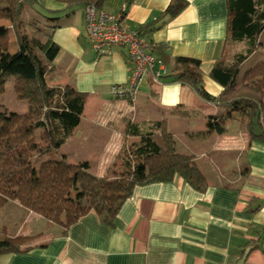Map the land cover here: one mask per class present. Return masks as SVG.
I'll return each instance as SVG.
<instances>
[{
  "label": "crops",
  "instance_id": "1",
  "mask_svg": "<svg viewBox=\"0 0 264 264\" xmlns=\"http://www.w3.org/2000/svg\"><path fill=\"white\" fill-rule=\"evenodd\" d=\"M169 1L100 0L106 11H123L122 25L138 31L158 60V79L149 72L132 99L110 92L130 74L126 48L94 52L84 4L40 0L35 6L55 25L52 39L59 46L47 82L87 93L80 120L56 157L111 178L140 142L135 133L165 121L174 149L194 156L208 186L197 191L179 176L135 185L111 224L89 212L65 232L8 201L0 208V227L8 236L33 239L28 250L0 254V264H264V143L249 140L234 119L224 120L222 133L209 128L208 117L220 114L221 106L167 77L175 57H192L200 62L205 90L219 94L209 73L226 42L225 0H186L177 15L153 22ZM147 22L153 23L142 27Z\"/></svg>",
  "mask_w": 264,
  "mask_h": 264
},
{
  "label": "trees",
  "instance_id": "2",
  "mask_svg": "<svg viewBox=\"0 0 264 264\" xmlns=\"http://www.w3.org/2000/svg\"><path fill=\"white\" fill-rule=\"evenodd\" d=\"M39 1L0 0V20L8 21V25L0 23V92L8 78H12L14 93L27 106L23 112L0 110V208L8 201H16L57 223L65 232L89 212L111 224L135 185L171 181L179 176L195 190L204 191L208 186L206 177L192 154L174 149L173 135L165 121H159L149 131L135 133L140 142L126 154L122 170L111 178L95 176L87 171L85 163L69 162L63 155L42 160L34 168L32 159L37 154L56 156L57 148L78 124L87 97L86 92L72 86L47 82L59 46L52 39L55 25L47 24L48 17L35 8ZM56 1L66 6L91 3L100 8V0ZM186 3L170 0L153 22L162 24L164 19L177 15ZM225 3L226 42H244L245 47L233 62L218 59L213 64L209 75L221 86L219 94L214 96L205 90L200 62L192 57H175L167 77L188 84L199 96L221 106L220 114L208 117L209 128L222 133L224 120L234 119L249 140L264 143V59L238 76L240 64L256 50L258 36L264 30V0ZM26 8H30L31 16L26 22L34 33L23 28L26 23L21 14ZM40 20L45 29L38 25ZM40 31L42 35L38 36ZM11 32L15 51L8 53ZM32 239L33 236L26 235L8 236L0 229V254L28 250Z\"/></svg>",
  "mask_w": 264,
  "mask_h": 264
},
{
  "label": "built area",
  "instance_id": "3",
  "mask_svg": "<svg viewBox=\"0 0 264 264\" xmlns=\"http://www.w3.org/2000/svg\"><path fill=\"white\" fill-rule=\"evenodd\" d=\"M122 13L114 14L91 3L83 7L85 32L96 54H102L114 45L126 48L127 59L131 63L130 74L126 82L112 85L110 92L114 98L132 99L149 72L153 71L155 80L160 73L154 70L158 60L150 52V43L138 31L122 25Z\"/></svg>",
  "mask_w": 264,
  "mask_h": 264
},
{
  "label": "rangeland",
  "instance_id": "4",
  "mask_svg": "<svg viewBox=\"0 0 264 264\" xmlns=\"http://www.w3.org/2000/svg\"><path fill=\"white\" fill-rule=\"evenodd\" d=\"M30 18H31L30 8H26L25 11L21 14L22 22L24 24L26 23L25 27H23V28L25 31H28L29 33H34L32 27H29V25H27V22H26ZM39 19L43 20V18H41L40 16H39ZM43 21L40 20V23L38 25L40 26V28L45 29V25L42 24ZM0 23L8 25V21H1L0 20ZM41 35H42V31L38 32V36H41ZM9 37H10V45H9L8 53H13L15 51V44L13 41L14 36H13L12 32L10 33ZM258 42H259V44H258L256 50L246 60H244L240 64L239 71H238L239 77L242 75L244 70H246L248 67H250L254 63L264 59V30H262L261 33L259 34ZM244 47H245L244 42H234V41L228 40L227 42H225V44L223 46V50L221 52L219 60H222L225 63L233 62L235 60L237 53L244 51ZM26 107H27L26 101L19 99L13 91L12 78H8V80L4 84L2 91L0 92V110L1 111L7 110V111H13V112H23L26 110ZM52 157L57 158L54 154H51V153L50 154H48V153L37 154L32 159V164H33L34 168L36 169L42 160L52 158ZM129 159L131 160L132 158H129ZM0 229H3L4 233L7 235L4 227H0Z\"/></svg>",
  "mask_w": 264,
  "mask_h": 264
}]
</instances>
